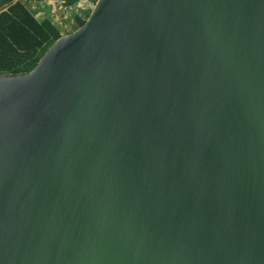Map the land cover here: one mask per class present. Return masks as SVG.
<instances>
[{
    "label": "water",
    "instance_id": "95a60500",
    "mask_svg": "<svg viewBox=\"0 0 264 264\" xmlns=\"http://www.w3.org/2000/svg\"><path fill=\"white\" fill-rule=\"evenodd\" d=\"M0 264H264V0H97L0 75Z\"/></svg>",
    "mask_w": 264,
    "mask_h": 264
},
{
    "label": "trees",
    "instance_id": "16d2710c",
    "mask_svg": "<svg viewBox=\"0 0 264 264\" xmlns=\"http://www.w3.org/2000/svg\"><path fill=\"white\" fill-rule=\"evenodd\" d=\"M79 1L83 0H67V3L74 5ZM88 17L89 14L86 18L77 16L72 33L83 27ZM64 34L49 19L39 20L37 13L25 3L0 0V75L30 73Z\"/></svg>",
    "mask_w": 264,
    "mask_h": 264
},
{
    "label": "built area",
    "instance_id": "2783aa9c",
    "mask_svg": "<svg viewBox=\"0 0 264 264\" xmlns=\"http://www.w3.org/2000/svg\"><path fill=\"white\" fill-rule=\"evenodd\" d=\"M37 13L39 20L54 22L64 35L72 33L74 19L78 17L86 18L94 9L96 3L90 0L79 1L74 5H69L67 0H19Z\"/></svg>",
    "mask_w": 264,
    "mask_h": 264
}]
</instances>
